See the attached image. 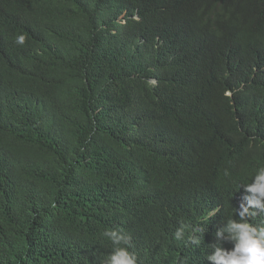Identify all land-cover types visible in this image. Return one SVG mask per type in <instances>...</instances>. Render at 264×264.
<instances>
[{
  "label": "trees",
  "instance_id": "16d2710c",
  "mask_svg": "<svg viewBox=\"0 0 264 264\" xmlns=\"http://www.w3.org/2000/svg\"><path fill=\"white\" fill-rule=\"evenodd\" d=\"M260 166L264 0H0V264H212Z\"/></svg>",
  "mask_w": 264,
  "mask_h": 264
},
{
  "label": "clouds",
  "instance_id": "9594fccd",
  "mask_svg": "<svg viewBox=\"0 0 264 264\" xmlns=\"http://www.w3.org/2000/svg\"><path fill=\"white\" fill-rule=\"evenodd\" d=\"M15 43L23 45L25 36L18 34ZM225 175H229L226 171ZM245 195L238 208H235L236 219L229 218L219 227L215 235L218 238L210 244V254L207 261L212 264H264V223L255 224L252 220L264 213V166L255 170L251 182L242 185ZM209 217H205V221ZM201 230L180 221V226L174 232V239L183 241L185 246L201 244L198 233ZM187 233V236H185ZM112 245V251L100 261V264H141L134 248L131 234L122 229L111 228L103 232ZM232 244V248L224 247V243Z\"/></svg>",
  "mask_w": 264,
  "mask_h": 264
}]
</instances>
